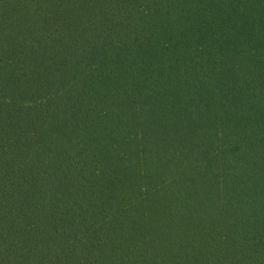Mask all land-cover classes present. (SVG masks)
<instances>
[{
    "label": "trees",
    "instance_id": "trees-1",
    "mask_svg": "<svg viewBox=\"0 0 264 264\" xmlns=\"http://www.w3.org/2000/svg\"><path fill=\"white\" fill-rule=\"evenodd\" d=\"M0 264H264V0H0Z\"/></svg>",
    "mask_w": 264,
    "mask_h": 264
}]
</instances>
